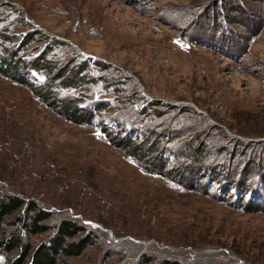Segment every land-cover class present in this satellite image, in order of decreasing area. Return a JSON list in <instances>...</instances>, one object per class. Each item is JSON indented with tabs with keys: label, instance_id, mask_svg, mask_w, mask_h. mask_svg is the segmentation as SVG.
<instances>
[{
	"label": "rangeland",
	"instance_id": "obj_1",
	"mask_svg": "<svg viewBox=\"0 0 264 264\" xmlns=\"http://www.w3.org/2000/svg\"><path fill=\"white\" fill-rule=\"evenodd\" d=\"M5 54L57 77L0 71V195L97 233L58 264H264V0H0Z\"/></svg>",
	"mask_w": 264,
	"mask_h": 264
},
{
	"label": "trees",
	"instance_id": "obj_2",
	"mask_svg": "<svg viewBox=\"0 0 264 264\" xmlns=\"http://www.w3.org/2000/svg\"><path fill=\"white\" fill-rule=\"evenodd\" d=\"M9 55H2L0 71L24 83H29L21 70L26 65H33V68L38 69L49 67L45 73L44 86L29 83L36 94L48 100L51 97L50 92L53 91L52 86L56 84L54 81L57 75L54 69L50 68L47 55L41 60L30 58L29 64L26 63L28 60L24 61ZM64 70L62 75L65 77L61 82L65 86L78 87L91 81L92 75L86 71L84 65L78 64ZM76 103L74 101L67 103L63 110L64 114L77 121L87 120L88 117H85L83 111L77 110ZM11 222L12 227H10ZM42 233L47 236L40 242L31 239V235ZM96 240V231L88 229L86 225L73 218L63 217L55 220L54 211L41 206L34 199L27 200L14 192L0 195V254L7 255L6 264H58L65 256L81 255L89 246L97 242ZM9 253L11 255L8 256ZM134 264L184 263L166 255L156 257L152 254H143L139 262Z\"/></svg>",
	"mask_w": 264,
	"mask_h": 264
}]
</instances>
